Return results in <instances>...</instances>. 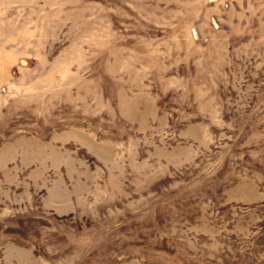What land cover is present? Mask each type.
Masks as SVG:
<instances>
[{
    "label": "rangeland",
    "instance_id": "obj_1",
    "mask_svg": "<svg viewBox=\"0 0 264 264\" xmlns=\"http://www.w3.org/2000/svg\"><path fill=\"white\" fill-rule=\"evenodd\" d=\"M0 264H264V0H0Z\"/></svg>",
    "mask_w": 264,
    "mask_h": 264
}]
</instances>
